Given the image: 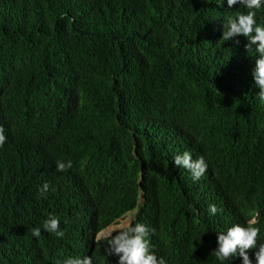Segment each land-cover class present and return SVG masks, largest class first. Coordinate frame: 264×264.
I'll use <instances>...</instances> for the list:
<instances>
[{
    "label": "trees",
    "instance_id": "1",
    "mask_svg": "<svg viewBox=\"0 0 264 264\" xmlns=\"http://www.w3.org/2000/svg\"><path fill=\"white\" fill-rule=\"evenodd\" d=\"M236 13L227 0H0V264H53L71 241L109 260L95 235L131 212L157 224L163 251L179 240L181 260L236 264L211 255L213 232L251 215L229 180L264 205V102L247 37L221 40ZM185 151L205 157L202 182L175 165ZM50 216L63 237L44 230Z\"/></svg>",
    "mask_w": 264,
    "mask_h": 264
},
{
    "label": "clouds",
    "instance_id": "2",
    "mask_svg": "<svg viewBox=\"0 0 264 264\" xmlns=\"http://www.w3.org/2000/svg\"><path fill=\"white\" fill-rule=\"evenodd\" d=\"M224 0H220L222 5ZM229 7L237 6L235 16L228 17L223 22V35L221 40L228 41L234 37H247L243 43V63L247 71L254 78L255 85L260 89L256 96L264 102V0H227ZM241 43V41H236ZM5 130L0 126V147L6 141ZM173 161L179 168L188 169L195 182H202L208 175L205 174L208 164L203 155L193 158L188 151L182 154L177 153ZM73 167L72 161H56L57 171H67ZM49 189L48 183H44L39 189V195H46ZM229 189L235 192L244 208L250 212V216L244 222H236L228 225L227 229H220L212 234L211 255L221 262H233L236 264H264V234H261L258 227L260 219L264 220V205L258 201L250 200L243 188L229 180ZM187 200L185 210H187L197 222L202 225L200 208L203 204L202 193L199 188L191 190L186 187ZM218 211L215 204L209 205V213L216 214ZM135 215L134 212H131ZM131 213L118 217L115 222L125 218ZM88 228L90 220L81 216H72ZM134 216L130 224L126 227L113 229L104 237L99 234L109 228L99 231L94 238L95 244L105 241V251L112 257L105 259L104 251L99 252L95 246L91 251H87L76 241L69 242L70 252L66 256L53 264H191L190 259H179L176 255L179 248L183 247L177 240L170 246L169 250H162L163 238L157 224L149 226L146 223H135ZM241 223V224H240ZM45 231L54 233L58 237H63L64 232L60 230V221L56 216H50L43 223ZM207 230V229H206ZM209 232V231H208ZM34 237H40L39 227L32 229ZM213 235L216 236L215 241ZM163 254H167L168 258ZM175 262V263H172Z\"/></svg>",
    "mask_w": 264,
    "mask_h": 264
},
{
    "label": "rangeland",
    "instance_id": "3",
    "mask_svg": "<svg viewBox=\"0 0 264 264\" xmlns=\"http://www.w3.org/2000/svg\"><path fill=\"white\" fill-rule=\"evenodd\" d=\"M133 216H134V214L131 213L128 216H126L125 218L118 220L117 222H115L114 224H112L109 228H107L106 230H104L103 232H101L99 234V237H104L105 234H107L108 232H110L113 229H118V228L126 227L128 224L131 223Z\"/></svg>",
    "mask_w": 264,
    "mask_h": 264
}]
</instances>
